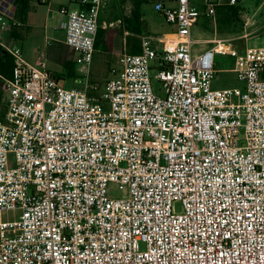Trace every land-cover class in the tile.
I'll use <instances>...</instances> for the list:
<instances>
[{"label": "built area", "instance_id": "built-area-1", "mask_svg": "<svg viewBox=\"0 0 264 264\" xmlns=\"http://www.w3.org/2000/svg\"><path fill=\"white\" fill-rule=\"evenodd\" d=\"M71 1L77 85L0 36V211L20 210L0 221V264H264V44L192 52L198 18L238 0L154 1L171 30L139 35L102 84L88 74L103 0ZM14 10L0 0L2 31ZM216 55L242 86L212 87Z\"/></svg>", "mask_w": 264, "mask_h": 264}, {"label": "rangeland", "instance_id": "rangeland-1", "mask_svg": "<svg viewBox=\"0 0 264 264\" xmlns=\"http://www.w3.org/2000/svg\"><path fill=\"white\" fill-rule=\"evenodd\" d=\"M153 1L149 0V3L143 4L142 12L148 31L146 34L159 35L170 30V25L154 10ZM131 2L132 0H103L100 24L105 32L103 42L96 48L91 62L88 74L89 81L102 84L111 76L113 69L119 67L116 54L124 50V44L125 51L129 52L126 43L122 41V37L128 35V32L122 31L120 19L122 16L129 14ZM240 5V10L237 15L233 16L231 21H225L220 14H216L214 19H206L208 26L205 29L202 27L203 16H200L198 22L191 28L192 37L197 38V40L192 39V52L198 53L208 48L210 46L208 41L214 37L229 39L239 46L263 45L264 0H240ZM61 6L76 7L71 0H47L43 4H39L38 0H31L26 9L24 24L18 27L20 37L9 39L7 38L8 32H6L7 34L4 33L3 36L4 41L7 42L8 46L19 47L24 57H27L26 52L28 55H34L38 48H44L46 37L54 34L53 29L47 25H49L50 20L55 22L57 12ZM134 38H136L135 45H139L137 37L134 36ZM49 65L56 78L58 76L67 77V72H64V74L61 72L62 66L56 63H49ZM230 67H232V62L228 56L216 55L217 73L212 84L213 88L242 86V82L237 78L236 73L229 69ZM79 77L80 74L75 70L74 77L66 78L65 81L61 80L60 82L65 83L67 87L74 86L77 85ZM151 84L154 91L159 93L160 82L152 78ZM4 96L5 88L0 81V114H3L5 109ZM110 192L113 196H119V192H114L111 188ZM19 214V209L2 210L0 211V221L16 220L19 218Z\"/></svg>", "mask_w": 264, "mask_h": 264}, {"label": "trees", "instance_id": "trees-1", "mask_svg": "<svg viewBox=\"0 0 264 264\" xmlns=\"http://www.w3.org/2000/svg\"><path fill=\"white\" fill-rule=\"evenodd\" d=\"M157 1V0H154ZM153 1V2H154ZM167 1V0H161ZM31 0H14V18L16 21L23 22L25 19L26 9L28 8ZM39 4H43L38 0ZM144 3H149V0H132L131 8L128 15L121 17L120 21L122 23L123 32H128V35L125 37V43L128 48L129 53H139L140 46L135 45L136 38L134 36L146 34L148 31L146 29V24L144 21V14L142 12L141 6ZM240 0L237 4L230 5L224 4L216 7V14H220L225 21H231L233 16L237 15V12L240 10ZM14 26V25H13ZM12 26V27H13ZM105 30L100 26L98 28L96 38H95V50L103 42V35ZM134 35V36H133ZM74 62H69L67 66L73 65ZM75 64V63H74ZM12 69V57L0 46V75L4 78L10 77ZM75 72L67 73V77L58 76L56 79L58 81L64 80L66 78L74 77Z\"/></svg>", "mask_w": 264, "mask_h": 264}, {"label": "crops", "instance_id": "crops-1", "mask_svg": "<svg viewBox=\"0 0 264 264\" xmlns=\"http://www.w3.org/2000/svg\"><path fill=\"white\" fill-rule=\"evenodd\" d=\"M45 2H47V0H45ZM45 2H43V3H45ZM144 4H146V3H144ZM141 9H142V6H141ZM206 19H210V18H207V17L203 16V20L204 21H203V26L202 27L204 29L206 28V26H208L206 24ZM61 20H63V17L60 16V14L57 12V18H56L55 22L50 20L49 23H48L49 25H47L48 27H51L53 29L52 31L54 32V34H52L50 37H46L45 43H44V48H38L34 55H32V56L28 55L27 52H26V56L27 57H25V59L30 61V62H32V63H37V61H38V52H39V50H43L44 51L45 60H46V63H47V67L50 69L49 63H56L57 65L62 66L63 69L61 70V72H63V74H64V72L70 73L72 71L75 72V70L78 71V66L76 64H74V63H73V65H69V67L67 66V64H69L70 61L74 62L75 53L64 42L65 32H64V30L62 28L59 27V22ZM197 22H198V20L196 21V23ZM23 24H24V22L16 21V24L12 28L6 29V30H3V31L0 29V36L2 38V41L4 43H6V45H7V42L4 41V37H3L4 33L7 34L6 32H8L7 38H9V39L10 38L18 39L20 37V33L18 31V27L19 26H23ZM145 24H146V22H145ZM29 27H31V26L29 25ZM171 28L172 27L170 26V30H171ZM146 29H147V27H146ZM170 30L165 31L163 33H167ZM191 34H192V29H191ZM125 37H126L125 35L122 37V41L123 42H125ZM191 37H192V35H191ZM192 39L193 40H197L196 37H192ZM206 40H209V39H206ZM137 41H139V46H140L139 35L137 36ZM124 47H125V44H124ZM124 47H123V49H124L123 51H125ZM50 71H51V69H50ZM0 78H4V77L0 75ZM0 81L2 82V80H0ZM64 81H65V79H64ZM61 84L65 85V83H61ZM4 98H5V96H4Z\"/></svg>", "mask_w": 264, "mask_h": 264}]
</instances>
